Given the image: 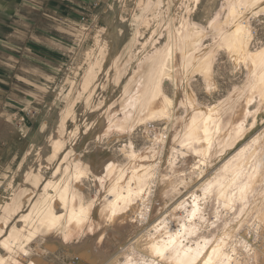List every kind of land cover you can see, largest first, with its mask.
I'll return each instance as SVG.
<instances>
[{
    "label": "rangeland",
    "instance_id": "rangeland-1",
    "mask_svg": "<svg viewBox=\"0 0 264 264\" xmlns=\"http://www.w3.org/2000/svg\"><path fill=\"white\" fill-rule=\"evenodd\" d=\"M233 1L236 0H0V242L13 227L25 225L23 215L41 209L43 198L54 193L52 186L45 188L47 183L61 179L62 170L75 159L88 158L94 163L84 180L87 200H93L97 195L95 174L102 169V159L114 157L126 170H132L127 155L133 143L136 152L147 154V163H141L152 165L150 179L144 184L147 193L152 190L150 204L156 201V190L168 187L180 191L164 200L157 199L164 208L158 215L148 210H143V216L139 214L143 232L153 229L163 218L168 219L164 226L181 230L183 221L191 219L188 214L197 203L196 194L201 219L196 217L191 223L200 233L185 238L195 246L204 241L200 239L202 235L207 240L224 238L219 248L224 247L225 254H232L243 264H250L255 256L264 264V172L254 185L258 189L262 186L261 191L246 204L236 203L235 211L221 205L217 193L206 195L205 191L206 184L217 183V171L231 157L264 133V99L254 90L264 74V65L253 67L237 60L236 49L216 29L222 24L225 31L232 30L226 21ZM242 7L238 8L244 15L242 21L253 35L249 48L253 52L261 50L264 6H247L249 10ZM188 31H203V46L211 55V79L204 70L197 69H192L187 77L195 104L204 110L216 108L224 118L232 110L230 104L243 105L242 100L250 97L248 115L236 120L243 124L247 135L236 137L230 146L218 150L213 147L209 155L194 153L188 149L190 146L182 149L179 140L185 127L181 126L188 121L182 106L170 121L143 124L135 119L125 131L114 129L106 133V123L117 116L123 102L144 80L157 52L172 42L171 45L179 43V35L185 37ZM172 81H166L163 90L174 102L177 96ZM224 150L228 152L223 153ZM183 201L186 208L177 209ZM136 202L142 204L141 199ZM227 223L231 227L224 233ZM86 230L82 233L85 236L71 237L73 243L81 246L77 249L40 236L24 259L35 264L84 261L86 256L81 252L90 247L86 244ZM44 238L49 246L44 245ZM186 239L184 244L190 245L192 241ZM256 247L258 251L253 249ZM0 252L7 255L1 243ZM115 255L110 254L105 264L119 256Z\"/></svg>",
    "mask_w": 264,
    "mask_h": 264
},
{
    "label": "bare ground",
    "instance_id": "bare-ground-1",
    "mask_svg": "<svg viewBox=\"0 0 264 264\" xmlns=\"http://www.w3.org/2000/svg\"><path fill=\"white\" fill-rule=\"evenodd\" d=\"M230 3L226 25L230 24L232 30L225 31L222 28V24H218L216 29L219 32V36L227 40L231 48L236 49L235 57L237 60H241L246 64L251 63L253 67H257L260 64L264 65V48L254 52L250 50L249 46L253 35L250 32V28L243 23L242 17L244 15L238 9L242 6H245L244 9L247 6L262 7L264 6V0H236ZM173 30L175 29L173 28ZM202 32L188 31L185 37L179 35V43L171 45L172 42L170 46L167 45L165 50L157 52L156 59L153 61L144 80L140 81L135 89L132 90L133 93L129 94L121 108L118 109L117 116L106 123L104 129L106 133L114 129L125 131L135 119H139L143 124H149V122H155L156 120L170 121L178 115L177 111L182 106L186 109L188 117L186 126H181L185 127L184 134L182 137L180 136L182 139L180 138L181 140H179V146L182 149L190 146L188 149H192L194 153L200 154V152H203L205 155H209L213 147L218 150L217 148L230 146L237 139L236 137L239 138L243 134H245L244 136L247 135L243 124L236 120L246 118L248 115L250 97L247 96L245 100H242L244 102L243 105L234 106L230 104L231 109H237V111L233 112L229 109L231 112L227 113L224 118L218 109L204 110L197 106L198 104L196 105L193 100L195 95L190 92L187 83L189 72L192 69L204 70L206 77L211 79V55L207 54V49H204V34ZM174 36L177 38L176 34ZM174 40L176 39L174 38ZM171 79L174 82V91L177 96V100L174 102L165 95V90H163V84ZM255 87L254 90L259 93L261 99H264V74L260 76ZM148 126H146V135L150 132ZM118 133L121 132L118 131ZM156 134L160 138L161 134L159 135L157 131ZM179 134L181 133L179 132ZM226 151L224 150L223 153ZM127 157L132 164V170H126L114 157H112L113 160L101 158L102 169L98 174H95L97 195L93 200H87L84 180L87 171L93 170L94 163L88 158L84 160L75 159L71 165L63 169L61 179L56 182L50 181L45 186L46 189L52 186L54 193H48V196L46 195L43 198L41 209L32 210L31 213L23 215L21 218L25 221V225L22 228L13 227L10 234L0 242L2 248L7 250V255L0 254V264H35L33 261L24 258L30 255V245L40 236H48L52 241L57 240L64 247L70 246L71 248L74 246L77 249L81 246L77 242L76 244L73 243L71 237L79 234L84 235L82 233L87 231L86 229H88L86 244L89 243L92 248L89 247V249L81 252V254L84 253L83 257L86 256V259L84 260L85 262L79 261L77 264H91L92 262L94 264H105V260L110 257V254L119 255L114 257V260L110 258V261L113 260L110 264H216L218 262L219 264H243V262H239V259L238 261L235 258L233 259L232 254H225L224 247L220 249V243L224 242V238L217 240V238L213 237V239L207 240V237L202 235V233L200 239H204L203 242H197L196 246L192 240L194 246L192 243H189L190 245L188 243L184 244L183 240L186 239L187 235L198 236L200 233L199 229L191 223V220L193 221L196 217L201 219V216H199L201 215V208L198 203L199 196L196 194L193 195L197 203L194 206L191 205L193 209L188 214L191 219L189 221L186 219V222L185 220L183 221L181 230L174 231L173 228H169V225L167 228L164 225L168 219L163 218L158 221V225L156 224L153 229L150 228L144 233L140 228L141 226H139L141 224L139 223V214L143 216V210H148L149 213L158 215L164 209L162 202H160L161 199L165 198V196L170 197L175 191L178 192L179 190L178 188L168 189V187L161 191L156 190L154 195L156 201L150 204L149 196L152 190L147 193L144 185L150 179L152 171V165L150 163L149 165L145 164L147 163L145 162L147 154L136 152L133 149V143H131V151ZM263 172L264 133L241 148L236 155L231 157L217 171V183L213 184L212 182L209 185H205V189H207L206 195L217 193L220 201L218 202L230 210L237 206L236 203L246 204L250 202L251 197L257 191L263 188L262 186L260 189L255 188L256 181L258 184V179ZM229 176L232 177L229 178ZM139 199H141L142 204L136 202ZM157 199L160 201H157ZM186 204V201L181 202L177 209L186 208ZM243 207L245 208V205ZM194 208L198 211L196 216L192 217ZM58 209H61L62 212H58ZM177 209L175 210L177 211ZM233 210L235 211V209ZM135 213L138 214L136 218L133 217ZM241 213L244 212L241 210ZM160 226H162L161 229ZM229 226L228 224L224 227V233L229 229ZM154 230H157V232L153 234L152 231ZM109 231H112V235L109 234ZM159 234L161 235L159 236ZM187 239L190 238L188 237ZM42 241L45 242L44 245H50L47 244L45 238ZM189 241L187 240V242ZM235 247H237L236 244L233 245L234 249ZM253 249L259 250L258 247ZM158 252H162V255H159ZM227 252L230 253L229 251ZM262 252L264 253V251ZM121 257H124L125 261H122ZM220 257L223 258L220 259ZM246 260L248 262V259ZM252 261H249V263L261 264L260 262L263 260L260 261L259 258L254 256Z\"/></svg>",
    "mask_w": 264,
    "mask_h": 264
},
{
    "label": "snow or ice",
    "instance_id": "snow-or-ice-1",
    "mask_svg": "<svg viewBox=\"0 0 264 264\" xmlns=\"http://www.w3.org/2000/svg\"><path fill=\"white\" fill-rule=\"evenodd\" d=\"M205 191H207V189H206ZM197 211H198V210L194 208V210L192 211V217H195V216H196V212H197ZM158 254H159V255H162V252H158Z\"/></svg>",
    "mask_w": 264,
    "mask_h": 264
}]
</instances>
